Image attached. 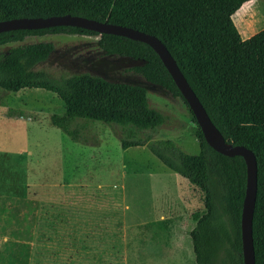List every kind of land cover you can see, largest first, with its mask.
I'll return each instance as SVG.
<instances>
[{
  "label": "trees",
  "instance_id": "obj_1",
  "mask_svg": "<svg viewBox=\"0 0 264 264\" xmlns=\"http://www.w3.org/2000/svg\"><path fill=\"white\" fill-rule=\"evenodd\" d=\"M248 1L0 0V20L71 14L158 37L225 140L244 145L256 157L252 236L255 264H264V28L242 39L232 20ZM76 33L98 35V46L105 55L137 60L139 64L129 70L186 104L157 53L140 41L62 25L1 32L0 46L31 36ZM53 50L49 41L0 50V89L18 92L40 88L57 95L63 110L52 113L50 123L74 142H86L83 133L87 122L124 128L122 149L145 146L164 166L201 192L202 208L191 213L193 227L189 231L194 264H243L240 223L246 186L244 159L210 147L187 105L198 154L185 152L172 139L155 138L166 117L149 106L143 86L89 73L56 78L35 69ZM31 202H22L27 208L24 211L22 203L10 197L0 201V234L8 237L0 250V264H29Z\"/></svg>",
  "mask_w": 264,
  "mask_h": 264
},
{
  "label": "rangeland",
  "instance_id": "obj_2",
  "mask_svg": "<svg viewBox=\"0 0 264 264\" xmlns=\"http://www.w3.org/2000/svg\"><path fill=\"white\" fill-rule=\"evenodd\" d=\"M232 20L241 38L260 31L264 0L245 2ZM98 39L46 34L0 50L49 41L54 50L37 70L56 78L89 73L145 87L149 106L166 117L154 137L198 154L186 104L129 70L137 60L105 55ZM0 97V201H32L29 264H194L189 231L191 213L202 208L197 188L145 146L122 149L125 129L118 125L87 122L86 142L72 141L50 123V115L63 110L52 92L0 89ZM7 238L0 234V250Z\"/></svg>",
  "mask_w": 264,
  "mask_h": 264
},
{
  "label": "water",
  "instance_id": "obj_3",
  "mask_svg": "<svg viewBox=\"0 0 264 264\" xmlns=\"http://www.w3.org/2000/svg\"><path fill=\"white\" fill-rule=\"evenodd\" d=\"M74 26L101 34H114L149 45L159 56L194 115L208 145L226 155H239L246 165V186L241 211V243L243 264H255L252 222L257 193V161L253 151L244 145L225 140L202 103L190 87L166 45L155 35L128 26L97 21L83 16L63 14L48 17H18L0 20V33L16 29H42L53 26Z\"/></svg>",
  "mask_w": 264,
  "mask_h": 264
},
{
  "label": "crops",
  "instance_id": "obj_4",
  "mask_svg": "<svg viewBox=\"0 0 264 264\" xmlns=\"http://www.w3.org/2000/svg\"><path fill=\"white\" fill-rule=\"evenodd\" d=\"M251 1V0H250ZM253 33L255 34L256 32L255 31H253V32H250L249 34H247V33H244L243 35H245V37L246 38H242V39H247V38H249L250 36H252L253 35ZM169 250V249H168ZM170 251V250H169Z\"/></svg>",
  "mask_w": 264,
  "mask_h": 264
}]
</instances>
